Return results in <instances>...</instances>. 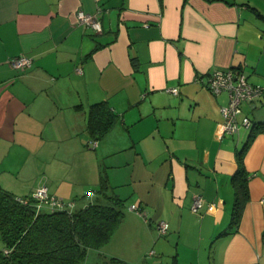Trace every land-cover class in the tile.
<instances>
[{
	"label": "crops",
	"instance_id": "1",
	"mask_svg": "<svg viewBox=\"0 0 264 264\" xmlns=\"http://www.w3.org/2000/svg\"><path fill=\"white\" fill-rule=\"evenodd\" d=\"M78 10L94 14L101 30L78 23ZM18 55L31 66L12 68ZM228 67L264 87V13L248 3L0 0V186L30 196L45 185L82 206L103 174L130 198L120 224L130 227L128 248L155 250L143 263L264 264V132L244 151L248 200L231 232V177L251 129L224 134L228 96L205 84L209 71ZM99 101L119 120L93 140L87 110ZM241 115L264 123V94L253 108L242 103ZM196 194L203 203L194 213ZM152 221L167 222L162 239ZM100 249L90 250L104 255L96 264L129 260Z\"/></svg>",
	"mask_w": 264,
	"mask_h": 264
},
{
	"label": "trees",
	"instance_id": "2",
	"mask_svg": "<svg viewBox=\"0 0 264 264\" xmlns=\"http://www.w3.org/2000/svg\"><path fill=\"white\" fill-rule=\"evenodd\" d=\"M118 120L107 101L95 102L87 110L86 131L93 140L101 139ZM249 128L250 135L237 152V168L231 177V232L236 231L248 200L244 151L257 132H264V123L252 122ZM113 189L102 174L98 186L89 192L91 196L96 193L91 201L78 206V200L73 199L71 209L50 210L38 207L32 195L17 196L0 186V264H84L89 251L106 245L124 219L125 198ZM110 262L120 264L121 260L110 258Z\"/></svg>",
	"mask_w": 264,
	"mask_h": 264
},
{
	"label": "built area",
	"instance_id": "3",
	"mask_svg": "<svg viewBox=\"0 0 264 264\" xmlns=\"http://www.w3.org/2000/svg\"><path fill=\"white\" fill-rule=\"evenodd\" d=\"M76 21L84 24L95 31H100V21L91 13L78 10L76 12ZM8 64L17 70H25L32 64V59L26 55H18L8 60ZM207 88L214 94L226 92L228 96L227 104L221 107L222 128L224 134L237 133L240 126L249 128L252 125L251 119L246 115H241L242 103H249L254 107V101L264 94V87L261 85L252 84L247 80L246 74L235 67L226 69H213L208 72L206 79ZM171 93L177 94L178 88L173 87L168 89ZM93 146L96 141L92 142ZM32 197L37 200L38 207L46 206L50 210L71 209L74 206L72 200H64L54 194H50L45 185L38 186L32 193ZM25 202V200L20 199ZM203 199L200 195H194L191 204V211L198 212V208L202 205ZM131 209L136 210L137 206L132 204ZM156 229L160 236H164L168 231V224L165 221L156 223ZM149 253H152L150 251Z\"/></svg>",
	"mask_w": 264,
	"mask_h": 264
},
{
	"label": "rangeland",
	"instance_id": "4",
	"mask_svg": "<svg viewBox=\"0 0 264 264\" xmlns=\"http://www.w3.org/2000/svg\"><path fill=\"white\" fill-rule=\"evenodd\" d=\"M235 1H237L239 3H248L252 7H255L257 9V11L264 13V0H235ZM240 145H241V143H240ZM114 159L115 158H109V157H108V159L107 158H103L105 164H107L108 162L113 161ZM110 168L108 167L107 169H110ZM115 170H117L116 172L119 175V177L121 175H123L124 171L126 172V170H124V169L121 170L120 168L119 169H115ZM123 190L125 191L126 189H123ZM121 197L125 198L124 213L126 214L127 213L128 204L130 203V198L127 196V194H121ZM83 201H84L83 199H78L77 202H78V204H81V203H83ZM127 224H128L127 222L126 223H123V225H121L117 229V231L115 232L114 236L110 239V241L106 245H104L100 250L103 251L106 254L109 253L108 255H110V253H112V252H108V250H113L116 253L118 252L119 254H122L125 259H129V260H125L126 264H145L146 262L143 263L142 260H145V261L148 260V257H146L145 254H147V252H149V250L150 249H153V248H146V250H147L146 253L142 252V250H139V251H136V250L135 251H131L128 248V244H130V239L128 237H126V236L129 235L128 234V229L130 228ZM151 224H152V228H154L156 230V228H155L156 227L155 226L156 222H153L152 221ZM156 233H157V230H156ZM122 235H123V237L118 242V238L120 236H122ZM157 238H161L162 239V236H159L157 234ZM2 246H3V244H2V241L0 239V248ZM182 246L183 245L181 244L180 250L182 251V253H183L184 256H187L188 257V253L185 252V250L183 249ZM106 250H107V252H105ZM153 251H155V250L153 249ZM103 258H104V255H99L98 256V255H95L93 253V251H89V253H88L87 257H86V260L84 261V264L101 263V261H102ZM124 258H120V259H124ZM170 261L171 260H169V262Z\"/></svg>",
	"mask_w": 264,
	"mask_h": 264
}]
</instances>
